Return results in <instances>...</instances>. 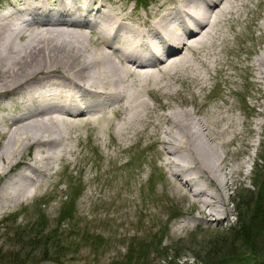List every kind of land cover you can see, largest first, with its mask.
<instances>
[{
  "label": "bare ground",
  "instance_id": "bare-ground-1",
  "mask_svg": "<svg viewBox=\"0 0 264 264\" xmlns=\"http://www.w3.org/2000/svg\"><path fill=\"white\" fill-rule=\"evenodd\" d=\"M256 1L263 6L264 0ZM252 2L153 0L144 14L117 0L3 4L0 160L3 173L13 172L0 185V211L33 197L56 171L57 162H72L69 154L75 153V140L86 129L93 141L107 137L122 143L153 136L163 145L170 187L192 198L202 218L218 219L219 206L225 205L226 177L235 170L228 168L217 147L233 136L221 126L220 141L215 142L209 122L219 125V114L207 109L205 119L197 118L193 105L177 109L161 102L169 110L154 121L155 106L145 95L161 89L163 97L175 94L172 80L189 79L204 90L211 79L207 73L221 63L223 46L239 35L236 26ZM226 22L229 34L222 30ZM256 27L264 35V16ZM250 67L251 75L263 82L264 47ZM164 79L171 81L160 83ZM150 126L162 131L150 133ZM32 147V156L26 158Z\"/></svg>",
  "mask_w": 264,
  "mask_h": 264
},
{
  "label": "rangeland",
  "instance_id": "rangeland-1",
  "mask_svg": "<svg viewBox=\"0 0 264 264\" xmlns=\"http://www.w3.org/2000/svg\"><path fill=\"white\" fill-rule=\"evenodd\" d=\"M117 1H125L129 8L136 7L140 14L153 2ZM7 2L0 0V7ZM252 3L236 26L239 37L223 46L219 53L221 63L207 73L211 79L204 90L200 91V86L189 79L172 80L175 94L163 97L161 89L154 95H145L155 106L154 121L169 110L161 105L165 102L177 109H191L193 105L197 118L203 119L207 109L219 114V125L209 122L215 142L220 141L217 133L221 126L233 136L231 144L217 147L228 168L235 170L232 177H226L225 205L219 206L226 215L220 210L218 219H204L192 198L177 194L170 187L172 177L166 172L163 145L153 136L122 143L107 137L105 141H93L88 138L91 132L84 129L81 138L75 140V153L69 154L72 162H57L51 180L38 187L33 197L0 211V255L5 256L0 257L2 264H169L167 260L172 258L168 256L166 260L163 252L147 254L146 262L144 257L136 260L138 252L142 253L138 245L146 244L148 251L150 244L160 237V250L179 242L181 255L171 264H198L189 247H195L197 240L213 235L214 231L234 226L238 202L246 199L248 190L256 192L255 173L259 178L264 169V81L258 82L250 73V65L264 47V35L256 27L263 20L264 4L256 0ZM227 29L228 22L222 30L228 33ZM166 80L171 81L164 79L160 83ZM231 115L237 118L233 122ZM161 131L160 127L148 128L150 133ZM3 142L0 134V150ZM33 148L26 151L28 154L25 152L26 158L32 156ZM4 164L0 160V185L13 172L3 173ZM71 199V210L66 209ZM64 212L71 213V217L58 223Z\"/></svg>",
  "mask_w": 264,
  "mask_h": 264
},
{
  "label": "trees",
  "instance_id": "trees-1",
  "mask_svg": "<svg viewBox=\"0 0 264 264\" xmlns=\"http://www.w3.org/2000/svg\"><path fill=\"white\" fill-rule=\"evenodd\" d=\"M257 168L260 170L258 166ZM255 175L254 184L257 185V190L256 192L248 190L246 199L238 202L239 210L234 226L225 231H214L213 235L197 240L195 247H189L198 264H264V169L259 178L257 172ZM71 204L72 199L65 208L70 209ZM62 214L64 217L60 218L58 223L63 218L71 217V213ZM160 240L161 237L159 241L151 243L148 251L146 244L138 245L142 253L138 252L136 260L139 261L144 257L146 262L147 254L163 252L166 260L168 256L172 258V261L167 260L171 264L181 255L178 252L179 242L175 243V246L165 245L160 250L158 246ZM1 259L0 264H2Z\"/></svg>",
  "mask_w": 264,
  "mask_h": 264
}]
</instances>
